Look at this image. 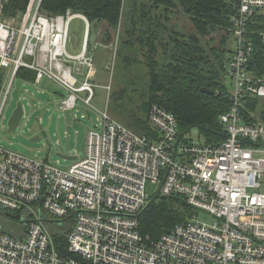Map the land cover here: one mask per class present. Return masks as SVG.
Segmentation results:
<instances>
[{
    "label": "built area",
    "instance_id": "1",
    "mask_svg": "<svg viewBox=\"0 0 264 264\" xmlns=\"http://www.w3.org/2000/svg\"><path fill=\"white\" fill-rule=\"evenodd\" d=\"M230 1L236 3L229 29L235 45L225 67L230 106L218 119L226 137L218 144L194 142L188 133L179 138L174 115L152 105L147 119L154 138L101 113L82 158L67 169L0 147V221L15 213L19 227L11 236L0 226V264H264V122H244L241 110L249 99L264 100V75L247 69L248 23L264 11V0ZM2 2L0 120L20 70L34 72L36 85L49 80L63 88L62 111L78 101L90 106L96 71L87 35L81 53L67 51L79 15L48 17L40 0H30L23 13L4 18ZM147 183L157 185L154 196ZM172 196L192 214L156 239L142 234L139 217L151 200ZM199 213L211 223L200 222ZM53 233L66 237V254Z\"/></svg>",
    "mask_w": 264,
    "mask_h": 264
},
{
    "label": "trees",
    "instance_id": "2",
    "mask_svg": "<svg viewBox=\"0 0 264 264\" xmlns=\"http://www.w3.org/2000/svg\"><path fill=\"white\" fill-rule=\"evenodd\" d=\"M29 1L3 0L4 16L14 17L24 12ZM131 1L125 20L127 26H123L128 39L118 42L116 57L125 61V67L131 63L137 66L144 61L146 78H132L135 83L130 84L136 86L131 91L134 97H126L122 90L110 94L109 99H113L115 104L118 102L117 109L123 108L125 97L129 104L135 105L129 107L126 117L127 127L136 134L148 138L156 136L148 125L147 115L150 107L157 105L174 115L179 134H187L195 128L206 144L220 143L226 135L218 119L230 106L229 89L224 78L227 76L226 63L232 54L228 40L232 38L227 29L236 3L230 0ZM123 7L121 0H40L39 11L48 17L67 13L84 16L95 32L104 23L115 33L122 26ZM175 14L187 17L202 37L212 34L209 42L203 43L192 36L185 38L182 31L168 27L170 22L177 23L172 18ZM220 32L223 35H220L218 45L211 44L213 35ZM261 34H264V11H257L248 23L247 34L253 42L247 69L256 77L264 75ZM23 75L31 79L30 73H20ZM202 88L209 89L213 95L200 93ZM241 110L244 122H264V100L249 99ZM151 201L139 217L140 231L151 239L168 232L192 214L178 197L153 198ZM6 215L1 221L10 228V222L15 221L17 214ZM52 237L58 251L66 254V237L58 233H53Z\"/></svg>",
    "mask_w": 264,
    "mask_h": 264
},
{
    "label": "rangeland",
    "instance_id": "3",
    "mask_svg": "<svg viewBox=\"0 0 264 264\" xmlns=\"http://www.w3.org/2000/svg\"><path fill=\"white\" fill-rule=\"evenodd\" d=\"M123 5L122 26L119 28L120 33L118 39L114 31L110 30L112 41L108 45H104L101 41L105 39V35H102L103 32L99 33V31L96 33L98 46L95 48L94 64L97 66L98 76L93 81L94 96L90 102V106H85L82 102L78 101L73 110L63 112L60 109L61 101L66 98L68 94L59 85L49 80H43L40 85H34L16 78L11 85L8 97L5 99L3 114L0 120L1 148L11 150L35 160L46 161L62 169H67L73 162L64 160L58 157L57 154L76 156L77 159L82 158V154L80 153L82 140L86 138L89 130H94L98 125L101 113H106L110 118L127 127L128 118L126 116L128 114H126V112L129 107L135 106L134 104H129L126 100V97L133 96L131 91L136 87L130 83H135V81L132 80L133 77L139 79L143 77L146 78V68L143 66L144 61L143 64L137 66L131 63L125 67V61L116 57L118 42L120 44L122 41L128 39V36L124 35L123 26L124 28L127 26L125 23L126 14L132 5V1L124 0ZM172 18L177 21V23L170 22L168 27H173L175 30L182 31L185 38L192 36L202 42H209L212 34L207 37H202L196 33L187 17H180L179 14H175ZM14 19L15 20L12 22L17 24L18 19ZM104 26L106 27V25ZM84 29L85 24L81 19H72L70 24L71 43L69 39V51L73 52L76 48L77 50L79 49ZM229 29L230 28L227 29L228 33ZM88 32L90 47L94 48L96 42L93 30H88ZM220 35H223V32L214 34V39L211 44L218 45L221 39ZM228 40L229 45L232 46V40H230V38ZM140 60L141 59H139V61ZM224 78L225 85L230 90L231 81L227 76ZM122 90H124L126 97L123 100V108L117 109L116 104H118V102L115 104V101L109 99V96L114 92L118 93ZM81 96L84 95L81 94ZM1 98L2 91H0V100ZM18 101L22 103L24 117L19 127L14 132L8 133L7 121ZM121 103L122 101H120V105ZM188 134L194 142L203 141V138L199 136L195 128L191 129ZM36 135L40 137V141L37 143L30 142V139ZM156 189V184H146L145 191L148 195L154 196ZM197 219L206 224L212 221V219L204 213H199ZM10 224V228H8L0 221L2 230H10V232H12L10 234H15V236H17L16 232L19 231L18 225L13 221L10 222ZM20 228H22V226H20Z\"/></svg>",
    "mask_w": 264,
    "mask_h": 264
},
{
    "label": "crops",
    "instance_id": "4",
    "mask_svg": "<svg viewBox=\"0 0 264 264\" xmlns=\"http://www.w3.org/2000/svg\"><path fill=\"white\" fill-rule=\"evenodd\" d=\"M138 1H144V0H138ZM124 3V0H121V4H123ZM23 13V12H22ZM3 17L4 18H10V17H7V16H4V14H3ZM15 17V16H14ZM79 19H81L83 22H84V24H85V29H84V32H83V37H82V39H81V42H80V46H79V49L77 50V48L73 51V52H71V51H69L68 50V48H69V46H70V43H71V38H70V30H69V39H70V43H69V41H68V45H67V50L71 53V54H73V55H75V54H79V53H81V51H82V49H83V47H84V43H85V35H87V43H86V45H85V47L87 48V55L89 56V57H91V60H92V62H93V65H94V68H95V75H94V77H92L91 79H90V83L91 84H93V86H94V80L97 78V73H98V69H97V66L94 64V56H95V48H97V43H98V41H96V38H97V36H96V33H98V31H99V33H101V32H103L102 33V35H105V30L107 29L108 31H109V33L111 34V31H110V29L109 28H107V27H105L104 25H106V24H104V23H102V24H100V26H99V28H98V30H97V32H95L94 31V29H93V26H92V24H90L89 22H88V20L84 17V16H79ZM104 28H106V29H104ZM91 29L93 30V35L95 36V47L94 48H91L90 47V44H89V32H88V30L89 31H91ZM104 29V30H103ZM115 34L117 35V39H118V35H119V29L118 30H116V32H115ZM104 38H105V36H104ZM231 38H232V40H233V42H232V46H230V48H231V51H232V53H233V50H234V45H235V41H234V39H233V37L231 36ZM101 43H102V41H101ZM103 44V43H102ZM232 55V54H231ZM20 73H25V74H31V79H29V76H27V75H23V76H20ZM16 78H18V79H20L21 81H23V82H26V83H30V84H34V85H36L35 83H34V78H35V75H34V72H32V71H26V70H20L19 71V73L17 74V76L14 78V80L13 81H15L16 80ZM79 81H83L84 80V76H80L79 78ZM13 83V82H12ZM6 85V81H4V79H2V80H0V86H5ZM12 85V84H11ZM38 85H40V84H38ZM10 89H11V87H10ZM10 89H9V91H10ZM1 90H3L2 89V87H0V91ZM9 91H8V94H9ZM94 91V90H93ZM3 91H2V98H1V100H0V106H1V104L3 103ZM8 94L6 95V98L8 97ZM84 96H81V94H80V97L81 98H85V94H83ZM110 97V96H109ZM5 98V99H6ZM81 102V101H80ZM77 104V103H76ZM85 105V104H84ZM76 106V105H75ZM86 106V105H85ZM75 108V107H74ZM73 110V109H72ZM67 111H71V110H67ZM64 112V111H63ZM148 122V121H147ZM125 128H127L128 130H130V131H132L131 129H129L128 127H125ZM133 132V131H132ZM139 135V134H138Z\"/></svg>",
    "mask_w": 264,
    "mask_h": 264
},
{
    "label": "water",
    "instance_id": "5",
    "mask_svg": "<svg viewBox=\"0 0 264 264\" xmlns=\"http://www.w3.org/2000/svg\"><path fill=\"white\" fill-rule=\"evenodd\" d=\"M111 41H112L111 34L106 29L105 30V39L102 40V43L104 45H108ZM199 92L202 94H205V95H209V96L213 95L212 91H210L209 89H205V88L200 89ZM23 114H24V111H23L22 103H21V101H18L16 103V106H15L14 110L12 111L8 121H7V132L8 133L14 132L19 127L21 120L23 118ZM181 136H182V134H179V138ZM39 141H40V137L38 135H36V136L32 137V139H30V142H33V143H37ZM84 147H85V139L82 140V143L80 146V153L81 154L84 153ZM57 156L64 159V160H68L71 162H74L77 159L76 156H65V155H61V154H57Z\"/></svg>",
    "mask_w": 264,
    "mask_h": 264
},
{
    "label": "bare ground",
    "instance_id": "6",
    "mask_svg": "<svg viewBox=\"0 0 264 264\" xmlns=\"http://www.w3.org/2000/svg\"><path fill=\"white\" fill-rule=\"evenodd\" d=\"M234 6H235V5H234ZM234 6H233V7H234ZM250 29H251V28H250ZM251 30H252V29H251ZM249 32H250V30H249ZM251 32H252V31H251ZM256 34H257V33H256ZM254 35H255V34H253V36H254ZM256 36H257V35H255L254 37H256Z\"/></svg>",
    "mask_w": 264,
    "mask_h": 264
}]
</instances>
